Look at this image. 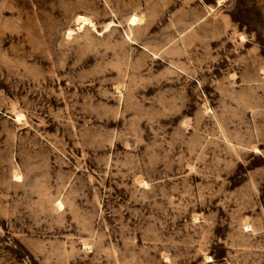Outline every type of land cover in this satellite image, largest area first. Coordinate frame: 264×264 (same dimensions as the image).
<instances>
[{"label": "rangeland", "instance_id": "374dc122", "mask_svg": "<svg viewBox=\"0 0 264 264\" xmlns=\"http://www.w3.org/2000/svg\"><path fill=\"white\" fill-rule=\"evenodd\" d=\"M0 264H264V0H0Z\"/></svg>", "mask_w": 264, "mask_h": 264}, {"label": "bare ground", "instance_id": "6f19581e", "mask_svg": "<svg viewBox=\"0 0 264 264\" xmlns=\"http://www.w3.org/2000/svg\"><path fill=\"white\" fill-rule=\"evenodd\" d=\"M77 22L80 24V30H82V29H84L85 27H91L92 29L93 28H95V25H94V23L89 19V18H86V17H83V16H80V17H78L77 19ZM137 17H132L131 18V25H135L136 23H137ZM113 26V23H109V25L107 26V29H106V31L107 30H109V28L110 27H112ZM79 30V31H80ZM71 32V31H70ZM72 34V32L69 34V35H71ZM20 119V117H17V120H19ZM16 178H19V176H17L16 175ZM58 207L61 209L62 208V204L59 202L58 203Z\"/></svg>", "mask_w": 264, "mask_h": 264}]
</instances>
